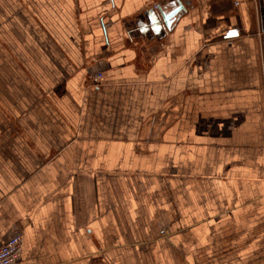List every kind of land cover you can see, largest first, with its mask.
Here are the masks:
<instances>
[{
    "label": "crops",
    "instance_id": "1",
    "mask_svg": "<svg viewBox=\"0 0 264 264\" xmlns=\"http://www.w3.org/2000/svg\"><path fill=\"white\" fill-rule=\"evenodd\" d=\"M13 232L18 264H264V0H0Z\"/></svg>",
    "mask_w": 264,
    "mask_h": 264
},
{
    "label": "built area",
    "instance_id": "2",
    "mask_svg": "<svg viewBox=\"0 0 264 264\" xmlns=\"http://www.w3.org/2000/svg\"><path fill=\"white\" fill-rule=\"evenodd\" d=\"M93 84H97L103 78L101 70H93L90 75ZM24 234L13 232L0 244V264H18L23 248Z\"/></svg>",
    "mask_w": 264,
    "mask_h": 264
},
{
    "label": "water",
    "instance_id": "3",
    "mask_svg": "<svg viewBox=\"0 0 264 264\" xmlns=\"http://www.w3.org/2000/svg\"><path fill=\"white\" fill-rule=\"evenodd\" d=\"M184 8H185V4L180 2L179 5L175 7L171 12L169 13L161 12L165 26L170 27L177 14ZM229 36H232V34H229Z\"/></svg>",
    "mask_w": 264,
    "mask_h": 264
},
{
    "label": "rangeland",
    "instance_id": "4",
    "mask_svg": "<svg viewBox=\"0 0 264 264\" xmlns=\"http://www.w3.org/2000/svg\"><path fill=\"white\" fill-rule=\"evenodd\" d=\"M92 72H93V71L90 72V75H91ZM90 78H91V77H90ZM91 82H92V81H91Z\"/></svg>",
    "mask_w": 264,
    "mask_h": 264
}]
</instances>
